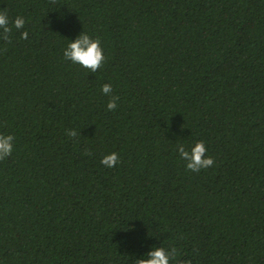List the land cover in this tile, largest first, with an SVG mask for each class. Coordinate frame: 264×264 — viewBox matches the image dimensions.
<instances>
[{"label": "trees", "instance_id": "trees-1", "mask_svg": "<svg viewBox=\"0 0 264 264\" xmlns=\"http://www.w3.org/2000/svg\"><path fill=\"white\" fill-rule=\"evenodd\" d=\"M5 10L26 22L0 39V133L15 137L0 264H135L154 247H175L171 264H264V0ZM82 33L101 39L95 73L64 58ZM200 140L215 162L197 173L177 149Z\"/></svg>", "mask_w": 264, "mask_h": 264}, {"label": "clouds", "instance_id": "clouds-1", "mask_svg": "<svg viewBox=\"0 0 264 264\" xmlns=\"http://www.w3.org/2000/svg\"><path fill=\"white\" fill-rule=\"evenodd\" d=\"M54 2V0H53ZM25 19L23 17H16L14 22L9 20L7 11H0V39L11 43L10 34L12 28L22 29L25 25ZM22 39L28 38V32L21 33ZM64 58L71 60L74 64L89 69L92 73L97 72L104 62L105 55L104 49L101 46V39L99 37L92 38L86 33L79 35L74 41H72L64 50ZM102 92L105 95L112 93V85L104 84L102 86ZM119 96H111L107 109L114 111L117 107V101ZM67 135L75 138L78 133L76 130H67ZM15 137L13 135H5L0 133V161L10 156L14 150L13 141ZM178 152L181 158L187 161L186 168L192 172H199L202 169H207L214 164V159L211 156H206L207 148L203 140L196 142L195 146L191 148V151H187L183 144L178 145ZM90 154L89 152L85 153ZM120 162V156L118 153L113 152L106 155L101 160V163L109 168L115 167ZM179 255L178 250L175 247H154L152 251L146 254L147 258L136 259L135 264H171L175 261ZM179 264H192L191 260L180 261Z\"/></svg>", "mask_w": 264, "mask_h": 264}]
</instances>
